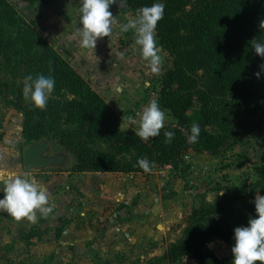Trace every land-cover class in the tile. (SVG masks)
Segmentation results:
<instances>
[{
  "label": "trees",
  "instance_id": "1",
  "mask_svg": "<svg viewBox=\"0 0 264 264\" xmlns=\"http://www.w3.org/2000/svg\"><path fill=\"white\" fill-rule=\"evenodd\" d=\"M121 1L135 15L154 3L165 5L156 34L172 67L161 75L159 105L176 123L148 142L133 130H123V116L39 37L32 23L19 17L11 0H0V57L5 69L22 72L23 77L52 75L56 81L43 110L24 99V84L12 99H7L9 84L0 89L4 100L25 116L27 140H58L75 155L73 171L81 175L150 174L163 166L178 167L188 149L220 156L264 130V74L259 79L255 75L264 60L252 48L253 40L264 41L259 28L264 0ZM193 124L200 125L201 132L196 143H189ZM165 131L175 133L170 144L165 143ZM141 158L149 160L150 172L137 165ZM257 191L264 195V169L253 183L232 186L217 201L195 208L181 237L148 264H179L184 258L199 264H231L233 254L220 259L208 246L221 239L232 248L234 229L246 226L250 214H255L251 201Z\"/></svg>",
  "mask_w": 264,
  "mask_h": 264
},
{
  "label": "rangeland",
  "instance_id": "2",
  "mask_svg": "<svg viewBox=\"0 0 264 264\" xmlns=\"http://www.w3.org/2000/svg\"><path fill=\"white\" fill-rule=\"evenodd\" d=\"M11 3L19 17L32 23L39 37L52 45L92 89L107 74L114 77L117 65L121 66L126 56L138 53L143 67L131 69L136 72L131 78L138 79L141 94L124 112H118L124 120L135 118L140 106L150 104L151 92L156 86L161 89V75L172 67L163 48L159 71L153 73L147 66L135 44L134 30L127 33L120 30L123 24L138 18L121 0H115L110 8L115 20L112 35L99 39L96 48H84L80 43L81 0H50L47 4L11 0ZM155 38L160 49L162 45L156 33ZM2 61L0 57V89L9 84L7 99H12L23 85L24 77L22 72L5 69ZM123 90L131 98L134 95L130 87ZM163 111L164 127L176 123L168 110ZM24 124L23 113L5 101L0 92V171L27 175L38 186L47 188L49 206L54 207L46 218L38 214L36 224L26 218L18 222L0 211V264H148L162 257L168 246L181 237L195 208L217 201L232 186L253 183L264 169L263 130L220 156L188 149L183 152L178 167L163 166L147 179H140L146 193L132 191L121 201H113L121 191L125 193L122 187L127 182L123 176L74 172V154L49 137L27 140ZM41 141L53 145L50 156L66 152L70 163L26 171L24 150ZM208 247L220 259L232 255L231 247L221 239H214ZM179 264L199 263L184 258Z\"/></svg>",
  "mask_w": 264,
  "mask_h": 264
},
{
  "label": "clouds",
  "instance_id": "3",
  "mask_svg": "<svg viewBox=\"0 0 264 264\" xmlns=\"http://www.w3.org/2000/svg\"><path fill=\"white\" fill-rule=\"evenodd\" d=\"M115 0H81L80 12V43L84 48H96L99 39L110 37L115 23L113 12L110 11ZM165 5L157 2L152 6L138 9L137 19L129 20L121 26L124 33L134 30L135 44L138 47L141 58L153 73L159 71L161 56L157 47L155 33L157 24L164 17ZM261 32H264V20L259 23ZM252 48L262 60H264V41L253 40ZM51 71V69H50ZM264 74V63L260 65V71L255 73L259 79ZM23 97L35 108L43 110L53 94L56 81L52 75L39 74L35 78L32 75L24 77ZM139 115V127L135 130V136L141 141L148 142L150 138L158 137L164 128L166 119L165 111L156 101H151ZM131 125H136L137 120L129 117ZM201 132L198 124L191 126L189 143H196ZM173 131H165V143L170 144L174 139ZM137 165L148 173L152 165L147 158H141ZM0 211L7 213L16 221H27L36 224L38 214L48 217L53 212L54 206H49V193L47 188L38 186L27 175H16L0 171ZM222 193L221 195H223ZM217 200V199H216ZM255 214L249 216L246 226H238L234 229L231 251L233 254L231 264H264V195L259 191L253 201Z\"/></svg>",
  "mask_w": 264,
  "mask_h": 264
},
{
  "label": "crops",
  "instance_id": "4",
  "mask_svg": "<svg viewBox=\"0 0 264 264\" xmlns=\"http://www.w3.org/2000/svg\"><path fill=\"white\" fill-rule=\"evenodd\" d=\"M159 55L163 56L162 47H160L159 49ZM123 60H124L123 64H120L121 66L117 65L116 67L117 70L114 71L116 72L114 74V77L112 73H111L112 75L107 74L108 78L106 77L107 75L104 76L101 79L102 83L97 82V84L92 85L94 87L93 89L96 92H98L104 98V100L108 104H110L119 113L124 112L126 108L131 105L132 102H135L136 100H138L139 95L141 94L140 92L141 86L139 83H137L138 79L136 78L135 81H133L131 78L133 75L136 74V72H132L131 69H135L136 67L142 66L141 64L143 63V61L138 56V53L135 55L126 56ZM101 69H104V68H101ZM83 70H84L83 74L85 75L86 69H83ZM116 86H119L117 87V90H118L117 94L115 93ZM129 87H130L131 93L134 94L132 98L128 93H125V91L123 90V88L129 89ZM121 126L125 131H128L130 129L136 130V128L139 127L136 125H131L127 120H123ZM89 174L120 175V176H123L122 178H125V182L127 183L124 184L122 187L125 190V193L124 191H121L118 195H116L115 198H112L113 201H121L122 199L126 198L128 192H129V195L132 194V191L136 192L139 190V192H141L142 190H144V193H146L147 189L145 188V185L143 183L141 184L139 181L142 177L143 178L145 177V179H147L148 177H150L149 175H151V174H121V173H116V174L115 173H89ZM142 200H143L142 203H145L144 202L145 198H143ZM144 207L145 205L143 206V208ZM161 214L163 215L162 209H161Z\"/></svg>",
  "mask_w": 264,
  "mask_h": 264
},
{
  "label": "water",
  "instance_id": "5",
  "mask_svg": "<svg viewBox=\"0 0 264 264\" xmlns=\"http://www.w3.org/2000/svg\"><path fill=\"white\" fill-rule=\"evenodd\" d=\"M53 145L49 141H41L25 148L24 168L26 171H40L52 167H63L70 163L71 158L66 152L50 156Z\"/></svg>",
  "mask_w": 264,
  "mask_h": 264
},
{
  "label": "built area",
  "instance_id": "6",
  "mask_svg": "<svg viewBox=\"0 0 264 264\" xmlns=\"http://www.w3.org/2000/svg\"><path fill=\"white\" fill-rule=\"evenodd\" d=\"M160 91H161L160 86H156L154 88V90L151 92V95H150V97H152V101H156L158 104H159L158 101H159V98H160ZM143 104H147V103L144 102ZM147 106L143 105V107H141V106L139 107L140 111L138 110L139 112H137L136 115H135V119L137 120V124L136 125H139V115L138 114H142L143 109L145 107H147Z\"/></svg>",
  "mask_w": 264,
  "mask_h": 264
}]
</instances>
